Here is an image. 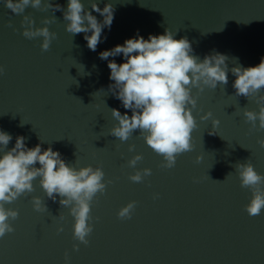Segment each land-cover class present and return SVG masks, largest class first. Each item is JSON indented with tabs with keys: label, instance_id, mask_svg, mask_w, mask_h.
<instances>
[{
	"label": "water",
	"instance_id": "obj_1",
	"mask_svg": "<svg viewBox=\"0 0 264 264\" xmlns=\"http://www.w3.org/2000/svg\"><path fill=\"white\" fill-rule=\"evenodd\" d=\"M83 2L89 6V0ZM110 2L115 7L113 23L111 30H103L107 39L96 51L86 47L83 33L73 36L65 30L61 11L53 13L43 4L27 8L25 15L32 17L34 27L56 17L48 25L56 38L43 51L42 38H25L22 16L0 0V130L13 137L8 148L23 135L28 147L51 145L77 169L100 167L106 182L104 193L91 201L93 231L85 245L73 236L69 207L59 204L60 197L48 199L36 178L33 192L5 205L18 216L9 221L14 231L0 238V264H66V254L67 264H264V209L255 216L247 213L252 192L241 186L235 166L250 162L264 175V147L258 142L264 140V129L258 121L253 128L243 115L245 108L259 110L255 97L235 96L230 73L227 85L193 89L197 127L191 134L192 148L166 168L138 130L127 141L110 135L117 123L111 109L129 115L131 110L109 91L113 81L108 61L98 56L137 30L147 39L169 29L176 39L187 37L201 59L216 50L229 56V67L234 57L244 67L255 66L264 56V0ZM52 3L67 6V0ZM111 59L123 62L122 56ZM208 112L212 116L201 120ZM213 120L219 124L214 126ZM212 131L216 134L210 135ZM137 154L142 159L130 167L128 161ZM144 168L151 174L142 181L129 179ZM33 196L40 197L48 211H36ZM131 201L136 202L131 217H118Z\"/></svg>",
	"mask_w": 264,
	"mask_h": 264
},
{
	"label": "clouds",
	"instance_id": "obj_2",
	"mask_svg": "<svg viewBox=\"0 0 264 264\" xmlns=\"http://www.w3.org/2000/svg\"><path fill=\"white\" fill-rule=\"evenodd\" d=\"M5 7L16 15H21L22 35L27 39L42 38L40 47L46 51L56 38L55 32H50L48 25L56 17L45 18L42 27H34V20L25 15L29 7L34 9H52L53 13L61 11L66 21L65 30L73 36L83 33L86 47L96 51L99 43L107 39L102 37L104 29L111 30L115 7L108 0H89L85 7L83 0H67V6L53 4L52 0H2ZM103 3L101 8L99 5ZM98 13V19L93 13ZM9 21V27H11ZM15 30V29H14ZM176 32L165 29L162 34H149L147 39L139 34L126 39L123 44H117L110 49L101 51L99 59L108 61L110 70L109 91L121 102L124 109L131 110L121 114L119 109L112 108L111 114L117 123L112 127L110 135L120 141H127L134 131H139L145 143L157 154L163 157V167L175 165L177 155L190 151L191 134L197 127L193 109L197 98L192 90L203 91L205 88L216 89L219 85L228 84L229 73L235 77L232 87L234 95L255 97L258 111L244 109L243 115L252 127L264 129V56L259 64L244 67L238 58L213 50L203 59L194 54L191 42L187 37L176 39ZM123 57L122 63L109 57ZM95 67V66H94ZM4 67L0 66V74ZM211 112L201 116L207 120ZM21 122L20 126H23ZM214 126L219 124L213 120ZM216 134L213 131L209 133ZM13 140L11 134L0 130V238L14 231L9 222L15 220L18 212L5 205L15 201L25 193L34 191L33 181L39 178V185L46 197L53 202L60 197L59 204L69 207L74 218L73 236L83 244L86 237L93 231L90 223V204L97 193H104L106 182L104 172L100 167L91 165L79 169L68 164L58 150L49 145L42 147V142L34 147H28L26 137L17 135L14 146L8 148ZM264 147V140L258 141ZM133 146H129V151ZM142 159L140 154L128 161L130 167H135ZM39 165V166H37ZM236 169L242 187L252 192L249 203L245 206L249 215L255 216L264 209V175L258 173L250 162L237 163ZM151 169L136 170L129 179L133 182L142 181L150 175ZM110 183V181H109ZM135 201L123 206L117 213L120 218H130ZM33 208L38 212L48 211L47 205L38 196L32 197ZM62 230V229H59ZM78 250V246H73ZM67 254L65 260L67 264Z\"/></svg>",
	"mask_w": 264,
	"mask_h": 264
}]
</instances>
